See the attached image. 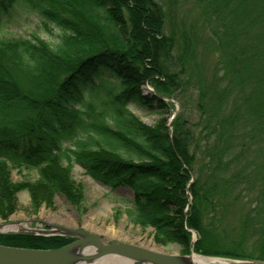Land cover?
<instances>
[{"label":"trees","instance_id":"trees-1","mask_svg":"<svg viewBox=\"0 0 264 264\" xmlns=\"http://www.w3.org/2000/svg\"><path fill=\"white\" fill-rule=\"evenodd\" d=\"M186 1L197 24L178 19V0H0V218L21 190L34 212L57 195L80 208L77 164L130 189L127 218L157 241L264 260V0ZM23 15L56 41L2 32ZM157 95L180 103L171 135L175 107ZM131 107L161 117L148 125ZM72 240L0 234L27 248Z\"/></svg>","mask_w":264,"mask_h":264},{"label":"rangeland","instance_id":"rangeland-1","mask_svg":"<svg viewBox=\"0 0 264 264\" xmlns=\"http://www.w3.org/2000/svg\"><path fill=\"white\" fill-rule=\"evenodd\" d=\"M178 4V19L197 24L199 20V9L186 0H178ZM51 30L52 31L49 32L46 31L34 16L23 15L9 23L6 28L2 29V32H10L14 35H28L33 31H37L41 34L42 38L52 43L56 41L59 30L56 28H51ZM200 56L203 58L202 62L207 69L210 64H212L213 58V52L210 51V47L208 46L204 52L200 51ZM170 99L173 100L174 107H177L179 111L181 108L180 103L175 99ZM131 109L148 125H153L161 117V115L156 112H148L134 107H131ZM170 121L171 120L167 122V125L172 133ZM72 172L73 177L83 185L84 199L80 208H75L65 203L63 198L57 195L54 201V208L41 205L39 209L34 212L30 206L28 192L26 190H21L17 193V211L7 220L0 218V222L8 220L22 221L23 224L28 223L31 226L39 228H46L48 224L83 228L100 234L106 241L115 239L149 246L166 253H182V248L179 243L174 241L159 242L155 239L151 227H142L129 221L125 209L131 206L130 199H132V192L130 189L124 187L110 189L102 186L89 175L85 174L83 169L77 164L72 166ZM25 175L33 178L35 173L34 171H23V173H18L13 170L11 177L13 181H17ZM28 220L32 222L29 223L27 222ZM228 220L236 224L238 218L236 215H230ZM109 228H113L114 232L109 233ZM222 230L229 231L230 229L228 227H222ZM223 234L222 232V235ZM195 236L196 233L192 231V238H195ZM236 237H238V235H236ZM246 248L248 250L252 249L251 245Z\"/></svg>","mask_w":264,"mask_h":264},{"label":"water","instance_id":"water-1","mask_svg":"<svg viewBox=\"0 0 264 264\" xmlns=\"http://www.w3.org/2000/svg\"><path fill=\"white\" fill-rule=\"evenodd\" d=\"M144 90L155 94L153 89L144 85ZM161 99L171 100L161 95ZM172 101V100H171ZM178 108L176 107V111ZM171 134L170 128L168 129ZM27 222L31 223V220ZM15 225L3 229V226ZM0 234L3 235H63L73 238L67 244L56 248H27L0 243V264H100L102 261L115 259L128 264H264V260L230 258L216 255L189 253H166L149 246L127 241L104 240L93 231L48 224L46 228L23 224L22 221L0 222Z\"/></svg>","mask_w":264,"mask_h":264},{"label":"bare ground","instance_id":"bare-ground-1","mask_svg":"<svg viewBox=\"0 0 264 264\" xmlns=\"http://www.w3.org/2000/svg\"><path fill=\"white\" fill-rule=\"evenodd\" d=\"M13 227H15V225H8V226H3V229H6V228H13ZM108 232L109 233H113L114 232V230H113V228H109L108 229ZM100 264H128L127 262H119V261H117V260H115V259H111V260H105V261H102Z\"/></svg>","mask_w":264,"mask_h":264}]
</instances>
